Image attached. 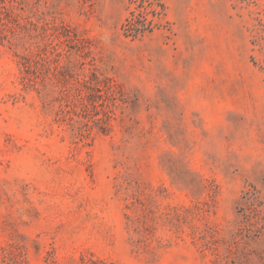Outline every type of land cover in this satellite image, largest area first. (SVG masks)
<instances>
[{"label": "rangeland", "instance_id": "rangeland-1", "mask_svg": "<svg viewBox=\"0 0 264 264\" xmlns=\"http://www.w3.org/2000/svg\"><path fill=\"white\" fill-rule=\"evenodd\" d=\"M150 2L0 0V264H264V0Z\"/></svg>", "mask_w": 264, "mask_h": 264}, {"label": "trees", "instance_id": "trees-1", "mask_svg": "<svg viewBox=\"0 0 264 264\" xmlns=\"http://www.w3.org/2000/svg\"><path fill=\"white\" fill-rule=\"evenodd\" d=\"M147 1L149 5H153V2L150 0H130L131 3L137 4L138 8H144V2ZM162 8V5H160ZM159 12L155 10L152 11V15L156 16ZM152 21H147L146 19L142 18L141 16H134L133 12L131 13L130 18H126L125 23L122 26L124 31V35L127 37L136 38L138 36L143 35L145 32H151Z\"/></svg>", "mask_w": 264, "mask_h": 264}]
</instances>
